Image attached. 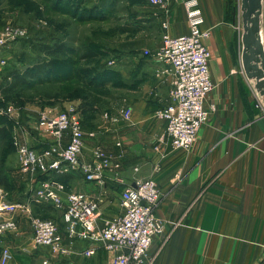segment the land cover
Listing matches in <instances>:
<instances>
[{
    "label": "crops",
    "instance_id": "0c3cea01",
    "mask_svg": "<svg viewBox=\"0 0 264 264\" xmlns=\"http://www.w3.org/2000/svg\"><path fill=\"white\" fill-rule=\"evenodd\" d=\"M80 1L52 0L58 6L66 2L78 6ZM167 1L168 10L148 0H124L129 10L122 26L125 39L111 49L112 65L106 70L100 67L99 72L106 80L100 77L97 83L109 87L110 103L96 101L95 97L72 103L84 133H95L94 138L84 139L82 159L89 162L98 145L119 162L117 175L124 186L144 179L157 183L161 198L154 213L162 220L164 230L154 239L143 264H263L264 96L243 73L240 25L220 26L222 0H196L203 14L201 29L210 31L205 44L210 52L213 89L205 106L212 110L199 128L194 145L189 150H173L168 142H159L164 123L153 118L156 110L170 103L171 76L158 75L163 65L143 53L153 52L163 34L177 36L188 31L185 0ZM122 2L112 1L115 6ZM163 21L167 22L166 29L161 28ZM51 42L54 44L55 38ZM86 51L91 57L82 59ZM73 52L69 50L63 56L64 60H73L66 62L70 64L68 72L79 70L83 64L96 73L97 53L91 49H82L81 54ZM126 107L132 111L127 122L119 114ZM37 125L28 133L21 125L13 126V135L22 143L35 140L37 145L30 147L41 150L49 139ZM17 164L13 176L25 177L19 189L28 187L29 193L20 192L10 200L26 202L33 217L51 218L67 244L60 212L47 203L30 202L44 177L30 176L21 171L18 160ZM74 179L79 180L77 186L82 192L100 201L102 218L121 213L119 192L123 186L110 174L105 173L102 187L75 175H64L62 180L69 192L67 182ZM16 221V231L0 236V258L4 249L10 254L6 264H110L113 255L103 249L86 257L89 244L82 241H75L67 256L53 255L47 247L35 245L25 216H17Z\"/></svg>",
    "mask_w": 264,
    "mask_h": 264
},
{
    "label": "built area",
    "instance_id": "2783aa9c",
    "mask_svg": "<svg viewBox=\"0 0 264 264\" xmlns=\"http://www.w3.org/2000/svg\"><path fill=\"white\" fill-rule=\"evenodd\" d=\"M150 4L169 9L167 0H148ZM184 9L188 33L179 36L163 35L160 46L153 52L143 53L163 65L158 75H170L168 92L170 104L155 111L154 118L165 124L159 142H169L172 149L189 150L199 128L209 119L211 108L205 102L213 89L209 71L210 52L206 40L209 30H202L203 14L196 0H186ZM167 28V23L162 22ZM25 35L19 27L6 26L0 31V69L6 67L4 51ZM112 64V62L110 63ZM4 115L12 120V126H20L19 115L13 107H7ZM123 121H129L132 111L126 107L120 112ZM78 112L71 106L56 116L42 113L40 124L49 135L45 148L36 150L12 136V145L22 172L41 176L30 202L47 203L60 212L66 233V242L60 237L57 225L48 218L33 217L26 202H0V236L17 229L15 218L25 216L30 225L32 240L37 246L47 247L53 255L67 256L75 241L89 244L84 252L93 256L96 249L112 254L110 264H143L156 237L163 233L161 219L155 216L161 193L152 179L135 180L133 186H124L119 192L121 213L113 219H104L99 211V200L84 192H69L62 180L64 175H75L87 183L104 186L105 170H118L119 162L100 146L92 151V162L82 159L85 134L81 130ZM105 116L107 114L105 113ZM115 122V118H110ZM88 137H95L90 132ZM66 139V143H65ZM119 146L120 144H116ZM10 257L4 249L1 261ZM46 264V262H44Z\"/></svg>",
    "mask_w": 264,
    "mask_h": 264
},
{
    "label": "rangeland",
    "instance_id": "374dc122",
    "mask_svg": "<svg viewBox=\"0 0 264 264\" xmlns=\"http://www.w3.org/2000/svg\"><path fill=\"white\" fill-rule=\"evenodd\" d=\"M94 1H98L99 4H96ZM112 1L114 0H82L78 2V6L75 2H73V4L66 2V4L58 6L57 2H52V0H0V31L6 26L19 27L25 31V35L22 38L11 43L4 51L7 65L0 69L1 90H4L7 86V78L10 72L15 70L21 73L47 60V57L41 52V47L47 44L52 45V38H55V42L58 40L63 42L65 39L66 42L63 43L66 44L67 50H75L73 53L81 54L82 49H91L98 55V64L96 63L97 65L95 66L96 69L98 68L96 73L93 71L91 75L84 79L83 77L74 75L76 71L68 72L67 66L70 64L66 62L69 61L73 63V60L72 58L69 60L66 58L65 62L60 61V70L63 71V75L68 76V74L71 73V76H68V81L62 83L56 82V84H53L48 80L49 77L46 76L40 79H31L29 81L30 84H28V87L24 90H16L8 95L0 93V128H3L5 131V137H0V202H20L11 201L10 198L17 196L20 192L25 191V193H29L28 187L21 191L19 189V186L21 187L20 181L25 177L15 178L12 173L15 171V168L18 167V158L12 145L13 123L12 120H9L8 116L3 113L7 107H13L16 110L19 115L21 127L28 133V131L35 128L37 123L41 124L39 117L42 113H48L51 117L56 116L59 113L68 111V108L71 106L75 107L72 103L77 100L92 99L95 97L100 99L102 103H110L109 99L112 98V96L109 87H101V85L99 86V84H97L100 83V67H104V70H106L112 65L110 64L112 62L110 61V56H112L111 49L117 48L120 45V41L125 39V36H122V26L126 24V15L129 14L124 0L117 6H115ZM100 5L102 7H100ZM168 6L170 5L168 4ZM239 6L240 0H222L221 8L223 17L220 20V26L237 24L240 25L239 30L242 31ZM261 20L263 27L264 4ZM161 28H163L162 23ZM186 33H188V31ZM58 78H62L61 74ZM101 79L106 80L105 77H101ZM45 92L50 93L53 97L50 99L45 98L42 95V93ZM79 120L81 130L83 131L80 116ZM42 131L46 135V138L49 139V135L43 127ZM87 134H85V138L88 137ZM23 144L29 147L37 145L35 140H29ZM92 160L91 153V160L89 162H92ZM119 169L111 171L105 170V173L120 179L117 175ZM67 183L69 186L68 190L82 192L77 186L79 183L78 179L68 181ZM20 197L21 196H19V198ZM114 217H110L109 219H113ZM16 218L15 222L17 224ZM9 233L11 232L6 234ZM156 253L157 252L153 254V257ZM0 264H3L1 258Z\"/></svg>",
    "mask_w": 264,
    "mask_h": 264
},
{
    "label": "water",
    "instance_id": "95a60500",
    "mask_svg": "<svg viewBox=\"0 0 264 264\" xmlns=\"http://www.w3.org/2000/svg\"><path fill=\"white\" fill-rule=\"evenodd\" d=\"M264 0H240L241 67L254 89L264 96V35L262 27Z\"/></svg>",
    "mask_w": 264,
    "mask_h": 264
},
{
    "label": "trees",
    "instance_id": "16d2710c",
    "mask_svg": "<svg viewBox=\"0 0 264 264\" xmlns=\"http://www.w3.org/2000/svg\"><path fill=\"white\" fill-rule=\"evenodd\" d=\"M61 40L56 41L52 45H43L41 47V52L47 57L50 56L49 60H46L38 65L33 66L30 70H25L23 72H18V71H12L10 72L8 78H7V86L5 87L4 90L0 89V93L3 95H8L16 90H24L25 88L28 87L29 81L31 79H40L43 77L48 76L51 83L56 84V82H66L69 80L68 76H71V73L67 75H63V71L60 70V61L65 62L63 60V56L65 55V52L69 51L67 50L66 44L61 42ZM94 55V54H93ZM91 55L86 51L82 55V59H87L90 58ZM61 74L62 78H58V76ZM92 74V71L90 68L86 66H82L79 70L76 71V76L78 77H87ZM61 79V80H60ZM60 80V81H57ZM42 95L50 99L53 97L48 92L42 93ZM100 99L96 98V101H99ZM0 137L4 138L5 137V131L3 128H0Z\"/></svg>",
    "mask_w": 264,
    "mask_h": 264
},
{
    "label": "bare ground",
    "instance_id": "6f19581e",
    "mask_svg": "<svg viewBox=\"0 0 264 264\" xmlns=\"http://www.w3.org/2000/svg\"><path fill=\"white\" fill-rule=\"evenodd\" d=\"M263 27H264V23H263Z\"/></svg>",
    "mask_w": 264,
    "mask_h": 264
}]
</instances>
